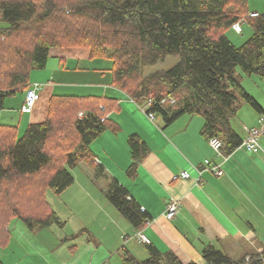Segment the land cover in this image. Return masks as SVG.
Returning <instances> with one entry per match:
<instances>
[{"label":"trees","instance_id":"obj_1","mask_svg":"<svg viewBox=\"0 0 264 264\" xmlns=\"http://www.w3.org/2000/svg\"><path fill=\"white\" fill-rule=\"evenodd\" d=\"M247 4V0H0V110L7 97L28 87L33 70L44 69L51 49L84 48L92 59L111 62V86L147 114L161 118L166 126L183 115L200 116L201 137L206 141L217 137L230 155L243 141L231 125L239 97L264 113L235 76L239 67L245 75L264 81V14L245 18ZM241 18L252 27V35L236 47L226 32ZM167 56L178 58L176 65L143 76V68ZM113 102L106 97L53 95L45 120L29 123L22 136L17 126L0 125V188L5 191V196L0 194V248L11 237L13 220L22 221L30 231L64 225L46 201V192L61 195L69 188L74 182L71 169L88 164L95 167L97 178L107 179L90 144L106 130L117 131L109 118ZM126 143L132 172L149 149L136 134ZM105 196L134 228L148 223L149 216L117 180H109ZM144 247L145 260L125 251L123 264H183L171 251L160 252L152 244ZM201 257L204 264L264 262V252L249 255L248 262L246 257L233 261L211 245L202 249Z\"/></svg>","mask_w":264,"mask_h":264},{"label":"crops","instance_id":"obj_2","mask_svg":"<svg viewBox=\"0 0 264 264\" xmlns=\"http://www.w3.org/2000/svg\"><path fill=\"white\" fill-rule=\"evenodd\" d=\"M260 9L264 12V4ZM251 10L250 13L260 14L257 9ZM74 49L55 48L49 51L44 69L33 70L30 74L27 88L35 83L42 85L32 111L21 113L26 88L19 92L18 98L3 105L0 125L8 124L9 115L7 120L2 119L8 106L18 113L19 124L24 120L27 125L44 121L48 101L53 95L115 100L111 103L115 106L109 111V118L117 131L106 130L90 144L95 163L101 166L107 179L97 178L95 167L88 164L81 163L71 169L73 184L57 195L63 198L65 207L86 201L87 205L98 208L99 212L91 222L93 228H99L102 233L116 229L123 239L129 236L128 240H124L126 252L136 260L143 261L148 257L144 244L134 238L140 231L149 239V244L160 252L171 251L183 264H203L201 251L208 245L224 252L233 261L240 260L241 257L239 259L235 253L237 248L244 246V242L250 245L244 247L246 251L256 245L255 229L250 221L254 218L264 221V144L261 145L264 135L259 140L263 152L249 153L241 145L230 155L223 152L224 156L219 157L200 135L203 126L200 116L183 115L167 126L157 116L150 119L142 107L111 86V64L108 66L102 60L91 64L94 59L88 50ZM261 109L264 112V108ZM260 115L257 122L244 128L256 127L264 113ZM133 134L146 143L149 153L137 163L134 171L128 172L132 160L126 141ZM205 160L220 165L222 176L201 171L200 166ZM183 171L189 174V179L173 180ZM111 179L117 180L149 216L148 223L141 229L134 228L106 198L105 191ZM171 199L177 200L180 207L177 216L167 220L164 213ZM48 204L64 225L37 230L35 238L43 235L39 233L41 231L55 232L52 230L54 226L64 228L71 216L77 224H82L81 217H75L73 212H67L62 217ZM231 215H236L242 223ZM99 218L102 219L100 223ZM75 232L70 233L72 239L79 236V232ZM53 238L60 240L58 235ZM133 240L143 248H132ZM48 242L39 241L38 245L30 247L42 255L39 257L41 261H35L33 257L37 254L28 253L32 264H49L44 257H51L52 248ZM248 256L247 252L244 257ZM51 264L61 263L52 257Z\"/></svg>","mask_w":264,"mask_h":264},{"label":"rangeland","instance_id":"obj_3","mask_svg":"<svg viewBox=\"0 0 264 264\" xmlns=\"http://www.w3.org/2000/svg\"><path fill=\"white\" fill-rule=\"evenodd\" d=\"M247 3V7L249 9L248 14L253 11L251 9H257V11L259 10L260 14H264L263 10L260 9V7L264 4V0H247ZM242 19L244 18H241L239 21ZM0 26H3V24L0 23ZM241 28V34L234 33L232 29H229L226 32V37L236 47L242 46L252 35V27L247 22L242 23ZM74 50L83 51L87 49L76 48ZM97 61L98 60L96 59L91 60V64ZM177 61L178 58L174 56H167L164 59L158 61L155 65L143 68L142 74L144 77H146L153 73L167 71L171 69L173 65L177 63ZM102 62H107L108 66L111 64L110 61L107 60H102ZM235 76L237 77L241 88L262 108H264V81L257 75H245L239 67L235 68ZM18 96L19 92H17L16 95L12 97H7L4 101V105L12 102V100L18 98ZM239 102V108L231 120V125L234 131L238 133L241 138H243L245 135L243 128L257 122L261 115L250 105L244 103L240 97ZM5 112L7 114H3L2 119L7 120L9 115L7 125L18 126V136H22L27 127V121L24 120L19 124L18 113L10 110L9 106L6 108ZM258 126L259 122L254 128H257ZM262 144H264V136L261 139V145ZM261 152H263V150ZM0 194L5 196V191L2 188H0ZM0 198L2 197L0 196ZM46 201L49 202L60 213V215H62V217L63 215L65 216L67 212H73L75 217H81L80 219L82 224H77L74 217L71 216L69 218V222L65 224L64 228L54 226L52 227V230H55V232L50 230L41 231L39 233H43V235L35 238V232H37V230L30 231L26 229L27 227L22 221L13 220L9 225L11 237L7 245L0 248V264H32L30 260L31 255L27 256L28 253L37 254L38 256L35 255L33 259L35 261H41V259H39V257H42L41 253L30 247L32 245H38L39 241L45 242L47 240L50 241L48 242V246L52 248V252L51 257H44L46 262L49 264H51L52 257H55V260L59 261L61 264H102L101 261H103L104 264H123L122 259L125 256L127 245L124 243L121 234H119L116 229H110L109 232L102 233L99 228H93L91 225V222L93 219H95L96 214L99 212L98 208L87 205L86 201H81L82 203L79 202V204L66 208L63 198L61 196L55 195L50 190L46 192ZM2 211L3 209L0 210V213ZM231 216L239 223H242L236 215ZM100 222H102V219L99 218V223ZM250 222L253 224L255 229L256 245H254L252 249L246 251L244 247L250 245H246V242H244V246L235 250V253L239 259L240 257L242 259L247 252L249 255L264 252V221L254 218L253 221ZM81 227H84L83 229L86 231L72 239L70 237L71 231L79 232ZM56 235H58L60 240L53 238V236L56 237ZM65 237L67 239H64ZM131 245L132 248H137V246L143 248L141 245H137L134 240L132 241ZM92 256L94 257L91 262ZM262 264H264V262Z\"/></svg>","mask_w":264,"mask_h":264},{"label":"built area","instance_id":"obj_4","mask_svg":"<svg viewBox=\"0 0 264 264\" xmlns=\"http://www.w3.org/2000/svg\"><path fill=\"white\" fill-rule=\"evenodd\" d=\"M257 16H259V14L256 12L249 13L247 15V17H253V18ZM244 22L245 20L242 19L241 21H238L235 24H233L232 31L236 34H241L242 33L241 25ZM41 87L42 85L35 83V84H31L29 88L26 89L25 96H24V102L21 107V113L29 114L32 111L33 106L38 101L39 92L41 90ZM147 102L150 103L151 99H148ZM79 115H81V113ZM147 115L150 119H153L154 117V115L151 113H148ZM244 132H245V139L242 142V146L245 148V150L249 153H257L259 151H262L259 145V140L264 135V115L260 118L259 126L257 128H251V129L244 128ZM208 145L210 146V148L213 150V152L217 156L219 157L224 156L223 144L217 137H213L209 139ZM200 170L211 172L215 176H218V177L222 176L223 174V171L220 165L214 164L209 160H205L203 162V164L200 166ZM189 178H190L189 174L183 171V172H180L178 176H174L173 180H177V179L187 180ZM128 199L130 200V198ZM179 207H180L179 202L177 200L171 199L166 206L164 217L167 220H173L179 212ZM141 211L143 212L145 210L141 208ZM134 238L136 239L137 242L141 244H144V245L149 244V239L144 234H142L141 231L136 233ZM128 239H129V236H124L123 240H128ZM248 260L249 258L246 257L247 262Z\"/></svg>","mask_w":264,"mask_h":264},{"label":"bare ground","instance_id":"obj_5","mask_svg":"<svg viewBox=\"0 0 264 264\" xmlns=\"http://www.w3.org/2000/svg\"><path fill=\"white\" fill-rule=\"evenodd\" d=\"M245 18H248V17H245ZM252 18V17H251Z\"/></svg>","mask_w":264,"mask_h":264}]
</instances>
